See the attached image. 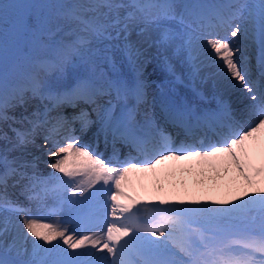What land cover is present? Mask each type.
<instances>
[{"label":"snow or ice","instance_id":"6c2138e0","mask_svg":"<svg viewBox=\"0 0 264 264\" xmlns=\"http://www.w3.org/2000/svg\"><path fill=\"white\" fill-rule=\"evenodd\" d=\"M169 161L237 190L136 193ZM0 264H264V0H0Z\"/></svg>","mask_w":264,"mask_h":264},{"label":"rangeland","instance_id":"374dc122","mask_svg":"<svg viewBox=\"0 0 264 264\" xmlns=\"http://www.w3.org/2000/svg\"><path fill=\"white\" fill-rule=\"evenodd\" d=\"M135 39V38H134ZM177 58V57H176ZM158 68H160V71H159V74L161 76H165L167 75V73H165L161 67H159L157 65ZM148 69L150 70L151 68L148 67ZM45 168V167H43ZM172 170H174V168H171V170L169 169H166L162 175H160L159 177H156V176H151L150 177V181H152V179L154 178V181H158V179L162 178V179H165V180H169V181H174V180H179L180 178L184 177V176H187L185 177V180H186V184H187V189L189 190L190 193H194V194H198L199 190L200 189H206V190H209L210 188H213V189H217L218 187H220L221 189H224L226 191H228V187H230V184L226 182L225 184V181H222L221 179L219 180L218 183H214L212 179H210V177H216L217 173L216 172H204V175L201 177L199 174H198V177L195 176V174H193L194 177H192V174L190 177H188V172H186V175H184L182 172H176V173H172ZM168 174V175H167ZM208 174V175H207ZM200 176V178H199ZM157 178V179H156ZM200 179H203L204 180V187L201 188L199 186V183L198 181ZM210 183V184H209ZM208 185V186H207ZM214 185V186H213ZM197 187V188H196ZM207 187V188H206ZM184 190L182 191H179L181 193H183ZM196 194V195H197Z\"/></svg>","mask_w":264,"mask_h":264},{"label":"bare ground","instance_id":"6f19581e","mask_svg":"<svg viewBox=\"0 0 264 264\" xmlns=\"http://www.w3.org/2000/svg\"><path fill=\"white\" fill-rule=\"evenodd\" d=\"M178 55V54H177ZM173 58H176V57H173ZM151 61H152V59H150ZM148 77H154V76H148ZM218 87L219 88H222V86H220V85H218ZM233 95V94H232ZM43 148V150H44V146L42 147ZM33 153L36 155V153H37V151H36V149H35V151H33ZM41 157V156H40ZM40 160V159H39ZM41 161V160H40ZM41 163V162H40ZM181 164H184L185 165V163H189V162H180ZM168 175V174H167ZM208 175V174H207ZM157 179V178H156ZM210 184V183H209ZM208 186V185H207ZM214 186V185H213ZM151 188H152V186H150V185H147L146 186V188H145V192L147 193V194H150V190H151ZM197 188V187H196ZM207 188V187H206ZM208 191V190H207ZM194 194V193H193ZM197 194V193H196ZM42 222L43 223H46V220L44 219V218H42Z\"/></svg>","mask_w":264,"mask_h":264}]
</instances>
